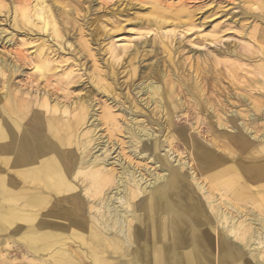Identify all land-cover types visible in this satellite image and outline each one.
I'll list each match as a JSON object with an SVG mask.
<instances>
[{
  "label": "bare ground",
  "instance_id": "bare-ground-1",
  "mask_svg": "<svg viewBox=\"0 0 264 264\" xmlns=\"http://www.w3.org/2000/svg\"><path fill=\"white\" fill-rule=\"evenodd\" d=\"M33 1L41 27L61 39L52 10L61 7ZM9 5L31 21L24 0ZM156 14L147 27L170 55L171 37L185 30L167 28L164 13ZM144 30L109 42L113 59L125 57L121 77L133 78L129 84L118 82L113 62L95 75L106 101L130 109L119 113L110 103L98 110L90 92L60 102L45 89L23 88L13 77L20 67L0 54V264H264L261 42L249 45L250 55L241 50L249 62L227 65L229 77L239 72L255 93L231 90L221 99L217 67L207 68L208 86L199 64L138 70L133 60L149 40H134ZM11 40L0 36L5 46ZM182 117L195 121L185 128L176 122Z\"/></svg>",
  "mask_w": 264,
  "mask_h": 264
},
{
  "label": "rangeland",
  "instance_id": "rangeland-1",
  "mask_svg": "<svg viewBox=\"0 0 264 264\" xmlns=\"http://www.w3.org/2000/svg\"><path fill=\"white\" fill-rule=\"evenodd\" d=\"M50 1L61 7V10L58 11L52 8L59 34L63 36L61 39L53 36L50 26H47V29L41 27L42 20L33 14V0H24V7L26 9L25 17L31 18L34 24L30 19L26 22L21 12L13 13L9 0L3 1L7 5H0V36L4 38L10 36L12 39L11 43L6 44V46L0 42V54L8 63L11 62L20 67L22 70L20 75L13 77L14 82L23 88L38 91L45 89L51 97L57 98L60 102H68L72 98L90 92L91 100L94 101L98 110L107 103H110L109 105L115 113H119L118 110H130L117 109V105L122 107L121 99L118 103H114L111 99L106 101L107 97L100 90V84L97 83L95 75L99 69L102 72L105 64L113 62L117 71L118 82L122 80L129 84L133 80V78L121 77L122 63L126 61L124 55L119 59H113L108 49L109 42L113 39L121 40L131 37L134 39V33L140 27L150 33L148 32L146 36L143 35L134 40L137 42L144 39L149 40L148 45H146L147 48H140L141 52L133 60L138 70H149L151 65L159 64L166 72L171 73V62H175V65L181 67H185L189 63L191 66L199 64L204 67L202 81L205 86H208L212 80L210 81L211 74L207 70L211 67H217L222 78V91H220L221 95L218 98L222 99L224 93L231 90L234 94L247 93L252 95L255 93L253 89L243 85L239 72V74H235L239 76L237 77L239 81L236 76V81H233L231 76L229 77L228 69L233 62H249L247 58L245 60L239 54L245 52L250 55L247 53V49H249V45L251 47L255 45L256 39L261 42V46L264 48V0ZM50 1L47 0L48 3L46 2V4H49ZM157 9L164 13L167 28H172V24L175 23L179 25L176 28L185 30L182 35L174 34L171 37L174 51L172 50L170 55L161 51L157 33L149 30V23L154 22L152 19L157 18ZM47 16L45 13L44 17ZM147 19L151 20L147 21ZM189 20L190 22H188ZM244 32L253 35L255 39H249L248 35H243ZM204 37L210 41L207 45L204 44ZM84 39L89 43L87 48L81 45V41ZM152 41L156 45L154 43L151 46ZM228 49L232 50L229 55L226 52ZM244 49L245 51L241 52ZM42 56L43 59L40 60ZM253 56L257 55L254 54ZM227 65H230L229 68ZM126 89L127 86L124 83L120 87L118 86V91H121L123 95H126ZM179 91L183 93L181 89ZM215 94L217 96V93ZM213 95L214 93L211 96L212 100H217ZM232 99L230 100L232 104H238L237 99ZM192 121H195L192 117L188 118L187 121L184 117L176 120L178 125L185 124V128ZM161 135L163 136V134ZM179 151L182 152V156H185L183 148ZM170 259L172 258L169 257Z\"/></svg>",
  "mask_w": 264,
  "mask_h": 264
}]
</instances>
